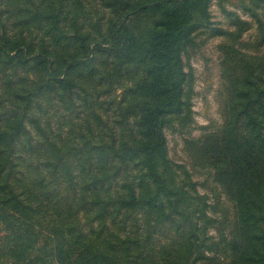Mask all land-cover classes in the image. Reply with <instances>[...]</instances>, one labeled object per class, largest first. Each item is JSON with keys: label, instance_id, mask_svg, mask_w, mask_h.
Returning a JSON list of instances; mask_svg holds the SVG:
<instances>
[{"label": "trees", "instance_id": "16d2710c", "mask_svg": "<svg viewBox=\"0 0 264 264\" xmlns=\"http://www.w3.org/2000/svg\"><path fill=\"white\" fill-rule=\"evenodd\" d=\"M214 1L0 0V264H264V0Z\"/></svg>", "mask_w": 264, "mask_h": 264}, {"label": "rangeland", "instance_id": "374dc122", "mask_svg": "<svg viewBox=\"0 0 264 264\" xmlns=\"http://www.w3.org/2000/svg\"><path fill=\"white\" fill-rule=\"evenodd\" d=\"M242 6L243 4L239 0H223L220 4L218 1H214L211 9L213 22L220 23L221 27L227 26L222 7L239 12L242 18L247 19L249 16L244 13ZM252 33L255 34V30L251 33L249 32L247 37H250ZM204 36L197 39V47L190 61L195 74L194 112L196 126L193 136L200 134L201 127L208 126L211 122H221L217 102L220 73L218 69V55L215 49L218 41L208 40V42L202 44L201 40H205ZM168 139L172 157L179 162H186L187 157L183 151V136L169 134ZM195 179L200 182L205 181V177L201 176L198 172L195 173ZM201 189L203 192L206 191L203 187Z\"/></svg>", "mask_w": 264, "mask_h": 264}]
</instances>
